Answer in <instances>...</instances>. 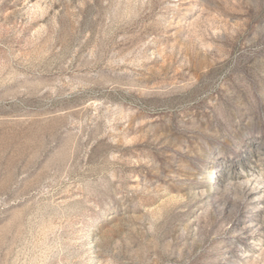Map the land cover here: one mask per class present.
I'll use <instances>...</instances> for the list:
<instances>
[{"label":"rangeland","instance_id":"374dc122","mask_svg":"<svg viewBox=\"0 0 264 264\" xmlns=\"http://www.w3.org/2000/svg\"><path fill=\"white\" fill-rule=\"evenodd\" d=\"M0 264H264V0H0Z\"/></svg>","mask_w":264,"mask_h":264}]
</instances>
